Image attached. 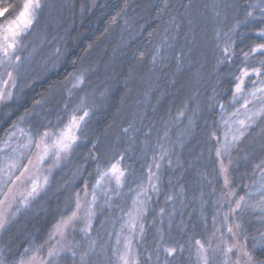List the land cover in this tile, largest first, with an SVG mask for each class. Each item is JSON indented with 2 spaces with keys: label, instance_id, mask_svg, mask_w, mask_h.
I'll list each match as a JSON object with an SVG mask.
<instances>
[{
  "label": "trees",
  "instance_id": "16d2710c",
  "mask_svg": "<svg viewBox=\"0 0 264 264\" xmlns=\"http://www.w3.org/2000/svg\"><path fill=\"white\" fill-rule=\"evenodd\" d=\"M23 2L0 0L10 6L0 25L12 19ZM40 3L23 34L33 47L30 66L17 79L16 95L0 102V141L28 115L25 125L35 134L85 108L89 115L44 192L1 233L3 261L12 264L30 248L45 256L51 230L78 196L90 192L98 166L118 159L125 166L122 182L110 189L106 209L94 213L92 229L106 233L115 207L127 203L133 189L144 183L139 264L152 263L160 240L174 234L198 238L210 247L212 261L226 253L228 264H245L237 249L229 251L239 243L264 264V246H255L254 239L264 236V218L258 219L257 211L242 217L234 210L235 201L251 192L264 173V115L224 157L217 154V105L230 102L241 68L260 67L264 59L260 54L244 58L245 52L264 43L254 35L264 28V0ZM160 47L167 54L157 60ZM77 77L81 80L74 86ZM170 212L173 221L167 226ZM80 234L70 233L76 254H62L55 264H92L81 257L88 243ZM169 242L179 245L177 237Z\"/></svg>",
  "mask_w": 264,
  "mask_h": 264
},
{
  "label": "rangeland",
  "instance_id": "374dc122",
  "mask_svg": "<svg viewBox=\"0 0 264 264\" xmlns=\"http://www.w3.org/2000/svg\"><path fill=\"white\" fill-rule=\"evenodd\" d=\"M2 25L6 27L7 21ZM32 48V44H30L28 37L23 38L22 35L15 49L9 50L8 56L0 52V93H2L4 97L0 99V102L16 95L17 79H20L23 70L30 66L33 56ZM165 54H167V52L161 51L160 47V49L157 50V60L161 58V55ZM17 57L19 59H17ZM180 59V56H177L178 63ZM40 60L41 58L38 59V61ZM9 73H11V75H9ZM251 77V79L245 78L243 92L236 93L235 99L232 95L228 104L220 103L217 105V111L219 113L217 124L221 130L217 154L220 157H224L238 141L234 139V137H242L240 136V132L244 130L241 128L240 122L244 121L246 125H250L251 127L260 117L254 116L253 114L264 107V100L261 99L264 93H257L255 98L250 95L255 88L264 87V85L259 82V80H264V77L257 78L255 75ZM80 80L81 78L77 77L73 85H79ZM253 81H257V83L254 85ZM245 101H248V103L245 104ZM85 112L89 115V110L85 108L81 113L75 116H83ZM72 116L73 115L61 125L56 127L50 126L46 129L47 131L53 132L54 135L48 137L45 141L49 151L45 161L39 166L36 164L37 154L42 152L43 144L40 148H37L35 141L39 139V134L42 133L35 134L25 125V121L29 119V115L15 123L12 129L9 130L0 141V169H3V171H0V201H2V203H0V217L6 220L5 226L0 228V236L8 224L19 213L27 211L33 205L34 201L37 200L48 186L52 173L67 160L71 151L61 152L60 158L58 159L56 156L58 151L56 141L61 132L69 125ZM87 116L84 117L81 124L85 121ZM249 117H252V119L249 120ZM250 127H248L247 130ZM73 131H75V129H73ZM246 131H244V134ZM29 140L33 141L30 145ZM30 159L32 160L31 164L29 163ZM12 160H15L18 167L9 171L7 165ZM25 165H27L26 169L24 167ZM113 165H116L115 172L111 171ZM98 167H100V170L90 192H88L86 196H78L73 209L64 216L63 219L71 216L73 212L77 213V219L70 227L64 230V235L61 236L57 232V225L61 222L59 221L50 232V246H47L48 249L46 250L45 256H37L33 253V249L30 248L26 250L21 259L12 264H55V261L58 260L62 254L68 252L71 255L73 252L76 254L78 248L70 235V233L75 230H78L81 233L80 235L87 239L88 244L82 248L81 257L90 259L92 264H124V260H127L128 264H139L138 243L142 235V214L146 207L143 194L144 183H141V187L138 185L133 189L128 197L129 201H127V203L121 207H115V210L112 212V216L114 217L110 222L109 230L106 233L104 231L98 233L99 231L92 229L93 215L100 207H103L100 209H106L108 204L107 201L110 196V189L113 187L117 189L121 184L125 170L123 167L125 166L120 164L118 159H110L107 163L100 164ZM16 177H21V179L16 181ZM117 177H119V180H117ZM12 181H16V183H12ZM34 181L37 186V191L32 193ZM9 189H11V191H9ZM5 193H8V195L6 196ZM174 196H177V194ZM237 201L240 202L239 208H237ZM77 202H79L80 205L79 209H77ZM234 210H237V213L242 212V217L246 213L257 211V215L255 216L258 219L259 217L260 219L264 218V173L258 179L251 192L243 197V200L240 198L235 201ZM171 213L172 212H170L165 219L167 226L173 221L172 217L174 215ZM221 218L224 223L228 221L225 210H222ZM241 220L240 218L237 221L239 225H241ZM215 223L217 224V219H215ZM263 230L264 227L261 231ZM258 232L260 231H255V233ZM262 236V234L256 235L254 238L256 244L253 241L255 246L261 247ZM170 237H177L179 245L173 244L174 242L170 243ZM174 237L170 235L160 240L162 241V247L154 251L152 263L150 264H205V258L206 264L229 263V255L226 253L223 254L222 258H216L212 261L211 258H213V255L209 251L210 247L201 243L204 246L203 250H201L200 246L196 243V241L200 240L196 237L187 236L183 238L180 234H178V236L174 234ZM244 238H246V236H244ZM53 249L58 250L59 255L50 256L49 251ZM166 249H174L175 251L169 255ZM248 250L252 254L253 251L251 248H248ZM121 257H124V259H121ZM0 264H7L3 261L1 244ZM256 264L260 263L256 261Z\"/></svg>",
  "mask_w": 264,
  "mask_h": 264
},
{
  "label": "snow or ice",
  "instance_id": "6c2138e0",
  "mask_svg": "<svg viewBox=\"0 0 264 264\" xmlns=\"http://www.w3.org/2000/svg\"><path fill=\"white\" fill-rule=\"evenodd\" d=\"M41 3L40 0H24L22 7L20 8L19 12L15 15V17L12 20L7 21V26L5 27L4 25H0V52H2L5 56H8L9 50H14L16 45L19 43V38L25 34L28 29L31 27L33 24L35 18H36V13L37 10L41 8ZM10 11V6L5 5L3 3H0V17H4L5 13H9ZM261 12V22H264V8H260ZM248 17L253 16V12L249 11L248 12ZM243 23V22H238ZM255 37L260 40H264V28H261L259 31H256L254 33ZM228 52V49H225V53ZM253 54H260L261 56H264V43H259L256 46L252 47L250 51L244 53V58L245 61L248 59L249 56H252ZM17 59H19L17 57ZM260 67H254L251 68L250 70L248 68H241L240 69V75L236 77V80L238 81L235 85V91L233 93V97L235 99L236 93H241L243 92V87L245 85V78H251L252 75H255L257 78L264 77V59H261L259 61ZM11 75V73H9ZM259 82L264 85V80H259ZM257 81H253V84L255 85ZM257 93H264V87L260 88H255L254 91L250 93L252 97H256ZM3 94L0 93V99H3ZM262 100H264V96L261 97ZM248 101H245V104H247ZM88 113L85 112L83 116H75L73 115L71 118V121L68 126H66V129L61 132L59 137L57 138L56 145L58 147V151L56 153L57 158H60V153L61 152H69L71 151L73 144L76 142V140L79 138V131H80V125L81 122L84 120V117L87 116ZM254 116H261L264 115V107H262L258 112L253 114ZM252 117H249V120H251ZM241 128L246 131L250 125H246L244 121L240 122ZM75 129V131H73ZM244 131L240 132V136L244 135ZM54 135L53 132L45 130L42 134H39V139L35 141L37 148H40L41 145L43 144V149L41 153L37 154V160L36 164L39 166L42 164L46 157L47 153L49 151L48 145L46 144V139L48 137H51ZM234 139L238 140L239 137H234ZM33 141L29 140V145L32 144ZM29 163H32V160H29ZM9 171L12 169H15L18 167L17 163L15 160H12L8 165H7ZM25 169L27 168V165L24 166ZM258 167H260L258 165ZM0 171H3V169H0ZM112 172L116 171V165L112 166L111 169ZM23 175V174H22ZM103 175V174H102ZM21 177H16V181H19ZM117 180H119V177H117ZM16 181H12V183H16ZM32 188V193H35L37 191V186L35 185ZM99 183V181H98ZM11 191V189H9ZM7 196L8 193H5ZM241 200H243V197H241ZM2 203V201H0ZM79 202H77V209H79ZM240 207V202L237 201V208ZM77 219V213L73 212L71 216L62 219L61 222L57 225V232L63 236L64 235V230L68 227H70L73 222ZM6 220L2 217H0V228H3L5 226ZM237 229H239L240 225L237 224L235 226ZM229 232H232L233 229L229 228ZM197 245L200 246V249L203 250L204 246L201 244L200 241H196ZM261 246H264V236L261 237ZM232 249H237L238 254L242 255L243 257L246 258L245 264H256V261L254 260L251 252L246 248L245 245L235 243L232 245V248L229 249L231 251ZM168 251V254L171 255L175 250L174 249H166ZM50 256H55L59 255L58 250H50L49 251ZM72 255H75V252L72 253ZM121 259H124V257H121ZM124 264H128L127 260H124ZM205 264H206V258H205Z\"/></svg>",
  "mask_w": 264,
  "mask_h": 264
}]
</instances>
